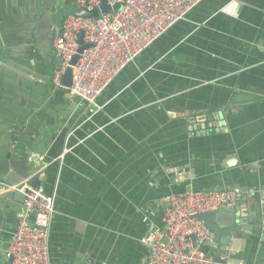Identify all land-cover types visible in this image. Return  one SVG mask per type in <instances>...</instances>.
I'll return each mask as SVG.
<instances>
[{"label": "crops", "instance_id": "obj_1", "mask_svg": "<svg viewBox=\"0 0 264 264\" xmlns=\"http://www.w3.org/2000/svg\"><path fill=\"white\" fill-rule=\"evenodd\" d=\"M67 92L31 152L45 155L55 201L51 264H147L140 240L163 225L166 196L231 188L242 243L204 248L264 264V0H203L123 69L94 114ZM22 204L0 196V264Z\"/></svg>", "mask_w": 264, "mask_h": 264}, {"label": "built area", "instance_id": "obj_2", "mask_svg": "<svg viewBox=\"0 0 264 264\" xmlns=\"http://www.w3.org/2000/svg\"><path fill=\"white\" fill-rule=\"evenodd\" d=\"M77 8L93 12L103 0H73ZM203 0H107L112 8L100 17L67 16L62 36L53 40L57 58L62 64L55 70L54 83L72 65V101L84 102L90 112L100 109L98 98L123 69L171 27L183 20ZM239 1V0H233ZM121 4L119 9L115 6ZM90 45L79 53L80 36ZM36 164L45 162V155L31 153ZM0 196L13 191L25 195L17 214L6 264H51L49 237L55 212L54 196L43 185L26 182H0ZM242 192L239 188L192 190L171 193L165 197L163 225L154 226L140 242L149 250L147 264H232L208 254L204 248L212 230L200 216L208 212L236 210ZM238 261L236 264H243Z\"/></svg>", "mask_w": 264, "mask_h": 264}, {"label": "water", "instance_id": "obj_3", "mask_svg": "<svg viewBox=\"0 0 264 264\" xmlns=\"http://www.w3.org/2000/svg\"><path fill=\"white\" fill-rule=\"evenodd\" d=\"M121 4L115 6L119 9ZM56 9V12H53ZM112 8L103 0L99 8L93 12L77 8L73 0L57 4V0H0V116L5 115L3 123H0V182L18 184L26 182L30 186L43 185L40 177L43 173V165L36 164L30 160L31 152L36 150V145L48 132L46 127L56 125L57 116L54 112L58 108H64L67 98L65 92L72 86V65H75L80 54L74 56L71 66L68 67L61 79L59 92L62 93V103L56 102L55 95L51 92L43 93L41 84L37 81L46 82L43 75L39 73L36 63L37 51L34 55L35 79H31L28 72L32 67L26 66L20 59L24 53L17 57L11 54L18 45H22L33 38L37 31V41L42 37L41 24L48 21L49 28L57 29V34L62 36V22L69 15L100 17L101 13L110 12ZM79 42L81 47L79 53L90 45L83 43V33ZM43 45L53 54H43L47 61H59L56 67H60L62 59L55 56L52 41ZM28 54V52H26ZM26 57L25 55L23 56ZM27 80V81H26ZM37 80V81H36ZM36 81V82H34ZM26 89V90H25ZM221 117L223 115L221 114ZM3 186L0 184V188ZM4 198L25 201V195L13 191L3 193ZM239 206V203H238ZM237 206V207H238ZM240 207V206H239ZM239 209V208H238ZM238 209L233 211L208 212L200 217L206 221L212 230L211 237L228 248L238 249L242 240L240 234Z\"/></svg>", "mask_w": 264, "mask_h": 264}, {"label": "flooded vegetation", "instance_id": "obj_4", "mask_svg": "<svg viewBox=\"0 0 264 264\" xmlns=\"http://www.w3.org/2000/svg\"><path fill=\"white\" fill-rule=\"evenodd\" d=\"M53 12H56V9H53ZM63 23V22H62ZM62 27V25H61ZM41 31H42V37L40 41H37V31H35L33 38H30L29 41L22 45H18L16 50L12 51L11 54L17 57L18 54L24 53L21 57V61L28 67H32L31 72H28L31 79H35L36 75L33 72V69H35V61L39 66V73L43 75L46 79H48L46 82L41 81H34L36 83L41 84V90L43 93H47V91L55 92L57 85L54 83V73L55 70L58 68L56 67V63H59V61H55L54 63L52 61H47L43 58V54H53L52 50H49L43 45V42L46 43L48 41H52V48L53 47V40L57 36V29L54 27L49 28L48 21H45L41 24ZM42 47L41 50L37 51L38 56L37 59L34 61V55L38 48ZM1 51V50H0ZM28 52V54H26ZM26 56L25 58L23 56ZM56 56V51H55ZM57 57V56H56ZM1 61V57H0ZM27 81V80H26ZM26 90V89H25ZM68 93V92H67Z\"/></svg>", "mask_w": 264, "mask_h": 264}]
</instances>
